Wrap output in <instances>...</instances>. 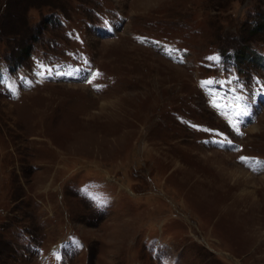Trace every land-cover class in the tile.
<instances>
[{
  "label": "rangeland",
  "instance_id": "374dc122",
  "mask_svg": "<svg viewBox=\"0 0 264 264\" xmlns=\"http://www.w3.org/2000/svg\"><path fill=\"white\" fill-rule=\"evenodd\" d=\"M262 88L264 0H0V264H264Z\"/></svg>",
  "mask_w": 264,
  "mask_h": 264
},
{
  "label": "snow or ice",
  "instance_id": "6c2138e0",
  "mask_svg": "<svg viewBox=\"0 0 264 264\" xmlns=\"http://www.w3.org/2000/svg\"><path fill=\"white\" fill-rule=\"evenodd\" d=\"M106 26H108V25H107V22H106ZM109 30H110V29H109ZM52 71H55V70H52ZM69 75H70V74H69ZM89 75H91V72H89ZM201 83H202V86H207V85L213 83V81H202ZM229 83L231 84L232 82L229 81ZM238 87H239V88H243L244 85H242V84H238ZM230 90H231V91H236V89H230ZM261 91H264V88H262ZM236 99L239 100V99H241V97H240V96H237ZM236 115H237L238 117H239V116H243V115H247V112H246V110H244V109H240L239 111L236 112ZM233 126H235V125H233ZM221 143H224V142H221ZM244 159H246V158L241 157V160H244Z\"/></svg>",
  "mask_w": 264,
  "mask_h": 264
},
{
  "label": "trees",
  "instance_id": "16d2710c",
  "mask_svg": "<svg viewBox=\"0 0 264 264\" xmlns=\"http://www.w3.org/2000/svg\"><path fill=\"white\" fill-rule=\"evenodd\" d=\"M238 50H240V49L238 48Z\"/></svg>",
  "mask_w": 264,
  "mask_h": 264
}]
</instances>
